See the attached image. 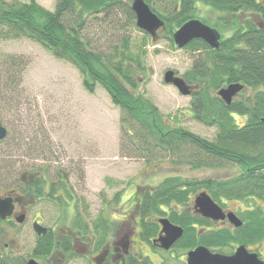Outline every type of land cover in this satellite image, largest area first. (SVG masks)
Instances as JSON below:
<instances>
[{
	"label": "trees",
	"instance_id": "16d2710c",
	"mask_svg": "<svg viewBox=\"0 0 264 264\" xmlns=\"http://www.w3.org/2000/svg\"><path fill=\"white\" fill-rule=\"evenodd\" d=\"M162 1L165 0H145L167 21L169 37L194 14L199 2L210 4L224 15L234 14L239 9L243 14L252 12L264 16V5L257 0H170V9L164 12L156 6ZM177 2L180 9L175 11ZM131 4L132 0H56V9L51 12L37 0H0V41L26 39L37 43L54 58L71 63L81 73L88 90L93 92L98 85L103 87L122 109L121 130L138 155L148 159L171 158L172 163L192 169L229 165L239 168L236 176L226 180L167 179L155 190L145 189L143 205L157 208L155 212L161 213L159 206H186L201 189L223 206L224 199L264 202V31H256L249 24L248 33H243L242 29L241 33L237 32L238 38L237 33L233 34L229 49L218 53L209 51L201 42L194 47L197 51L206 49L205 55L194 60L185 80L198 86L191 99L192 118L217 130L215 140L209 142L185 129L170 126L157 108L139 94L137 75L146 74L148 70L144 64L146 51L138 49V53H133L129 37L106 51L98 50L84 36L93 22L113 21L118 25L115 20L123 17L128 28L136 26ZM22 65L26 63L14 57L0 62V68L6 69L3 73L0 71V99L9 89L8 83L17 66L19 74L23 75L26 67ZM231 84H240L248 89L243 92L252 93L227 105L217 93ZM235 116L246 118V122L239 125ZM26 153L29 156V150ZM0 163V174L11 170L7 159ZM243 213L241 216L247 224L238 240L253 244L263 239L264 216L260 212ZM1 253L0 249V264H24L18 259L5 258Z\"/></svg>",
	"mask_w": 264,
	"mask_h": 264
},
{
	"label": "rangeland",
	"instance_id": "374dc122",
	"mask_svg": "<svg viewBox=\"0 0 264 264\" xmlns=\"http://www.w3.org/2000/svg\"><path fill=\"white\" fill-rule=\"evenodd\" d=\"M37 1L51 12L56 9V0ZM156 6L163 12L167 11L170 0L157 2ZM116 22L119 24L114 25L113 21L93 22L84 36L95 49L104 51L129 37L133 53H138V49L146 51L144 64L148 70L146 74L137 75L138 92L143 99L150 101L170 126L185 129L209 142L214 141L216 128L206 127L192 118V97L183 96L176 88L164 83L168 71L185 78L193 67L195 54L190 50L176 49L164 32L153 42L137 26L128 28L123 17L117 18ZM7 57L20 59L26 63L22 68H26L20 75L17 66L8 83L9 89L2 93L0 99L1 108L6 110L4 112L0 108V123L8 132L6 140L0 142V162L7 159L11 164V170L0 174L2 193L22 187V176L45 168H49L46 172L48 179L56 182L55 170L59 168L69 176V185L81 200L82 207H87L88 216H85L94 219L102 208V202L115 200L119 193L128 197L136 190H155L173 177L185 182H201L226 180L240 172L236 165L192 169L188 165L172 163L171 158L148 159L138 155L135 146L129 144L121 130L122 109L100 85L93 92L88 90L81 73L71 63L54 58L41 45L26 39L0 41L1 64ZM2 68L0 71L3 73L6 69ZM251 93L243 92L235 100H243ZM235 117L239 125L246 122V118ZM125 147L127 149L123 150ZM27 200L31 219L25 226L12 229L7 223L0 224V248L4 251L1 254L10 260H13L10 255L15 252L5 249V244L11 241L23 246V254L29 253L35 238L33 219H41L46 227L62 221L59 220L61 213L53 202H36L29 207V198ZM222 203L234 211H243L244 215L260 212L264 216V202L261 200L224 199ZM118 205L121 203L113 206ZM258 251L264 255V246Z\"/></svg>",
	"mask_w": 264,
	"mask_h": 264
},
{
	"label": "flooded vegetation",
	"instance_id": "af4514ba",
	"mask_svg": "<svg viewBox=\"0 0 264 264\" xmlns=\"http://www.w3.org/2000/svg\"><path fill=\"white\" fill-rule=\"evenodd\" d=\"M257 1L264 5V0ZM179 9L180 4L177 2L175 11ZM195 10L185 23L175 28L172 37L166 34L167 21L158 16L165 27L157 31V40L164 32L176 49L190 50L197 59L200 55L204 56L206 50L194 49L199 42L206 45L209 51L218 53L229 49V40L233 34L241 33L242 29L243 33H248L249 24L256 31H264V16L259 14H243L238 9L234 14L224 15L216 12L210 4L202 2L195 5ZM190 21H200L216 30L220 34L218 47L214 48L202 39H193L185 47L179 48L174 42V34ZM235 46L238 48L240 45ZM195 91L190 97L193 98ZM48 169L22 176V187H14L4 193L0 191L1 198L11 199L14 206L13 216L5 221L0 219L1 224L7 223L12 229L25 226L31 219L28 198L29 207L36 202H53L61 213L59 220L63 221L46 227L41 219H33L31 224L35 238L28 254L21 252L23 246L17 242L5 244V249L10 248L16 253L10 255L13 260H21L24 264L30 261L37 264H191L192 257L189 256L199 248L213 255L231 257L244 246L264 264V255L258 251L259 247L264 246V238L253 244L238 240L247 224L241 216L243 211H234L228 205L223 206L217 202L224 213V219L205 217L195 208L198 193L188 205L159 206L161 213H158L155 212L157 208H148L142 204L145 197L143 189L136 190L128 197L119 193L115 200L113 198L109 202H102L100 212L91 219L87 217V207H82L81 200L71 189L67 173L59 168L55 170L59 180L57 182L56 179L57 184L48 179ZM116 203L121 205L113 206ZM230 214H235L243 225L236 227L229 218ZM20 217L25 218L21 224L17 222ZM165 221L182 229V235L179 237L177 230L165 227L162 224H166ZM36 223L46 230L41 236L34 228ZM1 251L4 253L3 249Z\"/></svg>",
	"mask_w": 264,
	"mask_h": 264
},
{
	"label": "water",
	"instance_id": "95a60500",
	"mask_svg": "<svg viewBox=\"0 0 264 264\" xmlns=\"http://www.w3.org/2000/svg\"><path fill=\"white\" fill-rule=\"evenodd\" d=\"M131 9L136 16V25L143 32L149 34L153 41L157 40V31L165 27V23L155 14L151 7L144 0H132ZM174 42L179 48L185 47L193 39H202L209 43L212 47L217 48L219 45L220 34L211 27L201 23L200 21H190L183 25L175 34ZM164 83L174 86L181 95L190 96L194 89L188 85L185 80L173 71H168L164 77ZM244 89L240 84H232L222 88L218 92V96L227 105H230L233 99ZM7 138V130L0 124V141ZM195 208L205 217L214 220H223L224 213L221 207L213 201L210 195L206 192L200 193L195 198ZM14 206L11 199H2L0 195V219L5 221L13 216ZM230 220L236 227H241L243 222L235 215L230 214ZM24 217L17 218L19 224L24 222ZM162 222L165 227H171L178 231V236L182 235V229L175 228L168 221ZM35 230L41 236L46 230L39 224H35ZM166 246V245H165ZM167 247V246H166ZM168 248V247H167ZM191 264H262L256 255L250 254L244 246L240 247L236 253L231 257L221 255H213L205 249H197L191 253ZM190 261V259H189ZM28 264H37L35 261H30Z\"/></svg>",
	"mask_w": 264,
	"mask_h": 264
}]
</instances>
